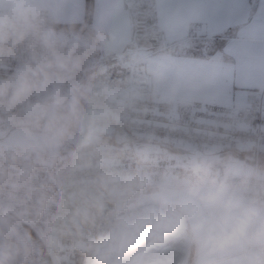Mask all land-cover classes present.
<instances>
[{"label": "built area", "instance_id": "2783aa9c", "mask_svg": "<svg viewBox=\"0 0 264 264\" xmlns=\"http://www.w3.org/2000/svg\"><path fill=\"white\" fill-rule=\"evenodd\" d=\"M199 31L200 24L193 23L189 32ZM40 40L13 46L0 39V128L122 131L126 142L54 158L0 139V264H48L27 225L53 244H75L92 235L85 221L89 208L133 206L145 184L158 176L190 180V165L172 153L179 148L251 150L252 169L225 183L251 204L264 202V172L257 162L264 152L262 91L242 103L156 100L145 56L125 51L111 58V64L126 69L124 83L106 95L88 79L80 80L73 52ZM109 67L102 64L100 70ZM122 237L113 233L116 241L110 238L90 251L88 263L101 264L108 255L123 259L127 241L120 242Z\"/></svg>", "mask_w": 264, "mask_h": 264}, {"label": "crops", "instance_id": "0c3cea01", "mask_svg": "<svg viewBox=\"0 0 264 264\" xmlns=\"http://www.w3.org/2000/svg\"><path fill=\"white\" fill-rule=\"evenodd\" d=\"M92 2L90 26L96 31L105 55L129 50L145 54L146 66L154 79L153 99L242 103L255 91H262L264 106V0ZM138 2L151 4L152 22L148 29L159 35L153 43L148 29L140 32L137 28L130 4ZM85 4L86 0H0V14H44L58 23L82 22ZM194 22L200 24V37L211 44L202 50H192L188 40ZM142 33L151 44L139 50L133 42ZM211 51L215 54H208ZM259 167L264 172V160ZM182 185L186 188L180 197L181 214L191 242L188 264H245L243 257L250 245L244 239L235 246L215 250H201L193 243L191 228L196 220L188 212L195 208L201 217L209 219L218 202L232 194L243 206L264 216V202L251 204L240 192L226 186L227 192L214 185ZM171 190L180 192L176 186Z\"/></svg>", "mask_w": 264, "mask_h": 264}, {"label": "rangeland", "instance_id": "374dc122", "mask_svg": "<svg viewBox=\"0 0 264 264\" xmlns=\"http://www.w3.org/2000/svg\"><path fill=\"white\" fill-rule=\"evenodd\" d=\"M130 5L131 10L136 16L137 28H140V32L147 30L152 22L151 4L148 2H138L137 4ZM33 16L34 15L30 13L0 14V38L6 41H13L16 33L20 29L18 34L20 32H22L23 34L20 37L23 36L24 38L25 34L27 36L26 38L30 37L29 39L33 38L34 40L38 38H44L47 42L58 43L66 46V48L72 51L76 56L75 58L77 64L79 65L78 75L80 76V80L88 79L92 88L103 94H113L118 86L124 83V75L126 74V69L122 67L120 68L121 70H118L119 67L111 64V58L114 55L120 53L119 51H117L116 53H108L109 55H105V49H103L99 41L97 44L93 45L72 34H59L53 32L47 27H39V23H33L34 18H30ZM12 18H14V20H12ZM32 24L35 27H33ZM36 26L38 29H40L39 31L36 30ZM13 30H15L14 33ZM136 32L138 33L139 31L137 30ZM147 32H150V36H152V38L154 37L152 43L155 42V39L157 40L159 38L158 33L154 29L151 31L150 29H148ZM191 36L192 35H190L189 32L188 40L192 44V50L198 47H200L202 50L204 46L211 45L209 42H207L208 40L200 37L199 32L198 35H194L192 37ZM135 37L136 39L135 42H133V45L136 49L139 46H145L148 43L151 44L150 39L145 40L144 37L146 36H144L143 33L138 34ZM160 37L161 40H163V37ZM128 52L132 54L135 53L134 50H129ZM135 54L145 56V54H143L142 52ZM102 64H108L110 66L109 69L100 70V66ZM112 71H118L115 75V78L110 77ZM0 139L6 141L9 144L33 148L38 153L46 154L49 157L54 158H58L59 156L64 154L78 152L79 150L85 149L92 145L101 143L123 144L126 142L124 133L122 131H117L113 135L96 132L87 133L82 130L60 133L44 130L30 125H21L9 129L0 128ZM169 150L172 151L171 148H169ZM172 153L178 161H185L190 165L193 177L190 180H181L180 178H175L170 175L165 177L158 176L150 183L145 184V188L140 192L137 201L133 206L109 204L104 207L89 208L85 217V221L93 232L90 237H87L85 239L89 241V249L91 253L94 248H96L102 242L111 241L110 238L113 240V233L117 232V236H120L118 229L132 233V226H130L129 223L132 222L131 214L134 212L143 215L145 214V210H151L155 208L157 209L158 207H166L173 210L175 214L180 216L184 221V218L181 214L180 197L184 193V189L186 187L182 185V183H192V185L194 184L196 186L214 185L220 190L227 192V185L225 182L229 176L236 175L237 173L247 172L255 165V157L251 150H240L237 148H233L229 150L217 151L206 150L197 146L187 149H175L172 151ZM263 160L264 152L259 154L257 160L259 166H262ZM175 186L180 188V192L175 193L171 190V188ZM229 190L235 191V189L233 188H229ZM0 208L3 209L4 207L0 204ZM93 208L99 210L117 208V210H122V215L116 221H107L108 223L96 224L92 222L89 217V212ZM148 215L149 213L146 214L143 219H146L144 222L146 224H144V226L150 229V223L148 221L150 220L149 217L151 216ZM152 218L157 220L159 216L155 215ZM120 223L123 224V226H121V228H118ZM137 226L138 224H135V226L133 227V231L135 233L138 230L136 229L138 228ZM36 231L40 234L41 238L46 244L52 264H63V260L68 261V254L72 252L77 246L83 243L78 242L71 245L53 244L40 231ZM184 231L187 242L185 243V249L183 248L184 250L180 252L184 254L183 264H188V258L191 251V242L186 223ZM118 240L119 238H117V241ZM121 240L120 242H122ZM166 242H168V238H165L164 240H157L149 237V239L145 241V245L147 246V243H156V245L160 244L159 247H162ZM125 249L126 253L121 254L123 259H121L120 261L117 260V257L108 255L106 260L102 261L101 264H106V262L110 260H115L113 264H129L131 258L134 255L139 254L143 249V246H139L135 249L132 248V246H130L127 242V244L125 245ZM148 251L150 253L152 249L149 248ZM172 251H168V264H173L174 262L177 263L178 260V256H176L175 254L176 250L174 251L173 249ZM153 253H159V250H154ZM89 255L85 257V264H89Z\"/></svg>", "mask_w": 264, "mask_h": 264}, {"label": "clouds", "instance_id": "9594fccd", "mask_svg": "<svg viewBox=\"0 0 264 264\" xmlns=\"http://www.w3.org/2000/svg\"><path fill=\"white\" fill-rule=\"evenodd\" d=\"M188 215L196 220L192 225L191 241L201 250L232 247L244 239L250 245L243 257L245 264H264V216L256 210L243 206L232 194L225 195L213 209L210 218L201 217L193 208ZM179 221L162 220L157 227L170 230ZM168 253H139L129 264H168Z\"/></svg>", "mask_w": 264, "mask_h": 264}, {"label": "trees", "instance_id": "16d2710c", "mask_svg": "<svg viewBox=\"0 0 264 264\" xmlns=\"http://www.w3.org/2000/svg\"><path fill=\"white\" fill-rule=\"evenodd\" d=\"M92 11H93L92 0H86L85 16H84L83 22L58 23V22H55L53 20L47 19L44 14H36L30 18H34L33 23H37V24L39 23L38 24L39 27L40 26L47 27V28L51 29L53 32L59 33V34H72V35L77 36L80 39L86 41L87 43L95 45L98 43V37H97L96 31L90 26ZM30 16H32V15H30ZM12 20H14V18H12ZM32 26H33V24H32ZM37 26H36V28H37ZM33 27H35V26H33ZM13 28H15V27H13ZM15 30H13V33ZM19 30H18V32H19ZM36 30L39 31L40 29L37 28ZM18 32L16 33V36H15L13 41H9V40H7V41L5 40V41L7 43H9L10 45H13V46L16 44H21V42H23L25 40H31V41H36V42L41 41L40 40L41 38L34 39V40H33V38L29 39L30 37L26 38L27 36L25 34H24V38H23V36L20 37L23 34H22V32H20L18 34ZM24 32H26V31H24ZM2 40H4V39H2ZM64 48H65V50L70 51L68 48H66V46H64ZM118 70H121V69L119 68ZM117 72L112 71L110 77L115 78V75ZM121 215H122V210H117V208H114V209L108 208L105 210H99V209L93 208L89 212L90 220L96 224L108 223L107 221H116L117 219H119V217H121ZM27 227H28V230H29L31 236L38 240L40 247L43 251L44 257L46 258L48 264H52L50 261L49 251L46 247L44 240L41 238L40 234L36 230L31 228L30 226L27 225ZM80 242H83V243L80 244L79 246H77L72 252H70L68 254L69 260L68 261L63 260L62 261L63 264H85V261H84L85 257L88 256L90 253L89 241H87L86 239H83Z\"/></svg>", "mask_w": 264, "mask_h": 264}, {"label": "bare ground", "instance_id": "6f19581e", "mask_svg": "<svg viewBox=\"0 0 264 264\" xmlns=\"http://www.w3.org/2000/svg\"><path fill=\"white\" fill-rule=\"evenodd\" d=\"M148 213V216H151L149 217L150 220L148 219V222L150 223V229L144 226V224H146L144 223L146 219H143V217L146 216V214ZM131 215L132 222H130L129 225L132 226V233L118 229L120 235L123 236L121 240L123 244H125V241H127L128 244L135 249L139 246H143V249L140 253L149 252V248L152 249L150 253H153L154 250H159V252L164 251L168 253V251H172L174 249V251L176 250L175 254L176 256H178V260L177 263L174 262L173 264H183L184 254H182L180 251L185 249V243L187 242V238L184 231L185 223L180 216L176 215L173 210L166 207H158L157 209L155 208L151 210H145V214L143 215L136 212L132 213ZM155 215L159 216L157 220L152 218ZM166 219H170L172 221L178 220L179 222L176 224V227L170 230L158 228L157 225L162 220ZM135 224H138V228H136L138 230L136 231V233L133 231V227L135 226ZM121 226H123V224L120 223L118 228H121ZM149 237L157 240H164L165 238H168V242H166L162 247H159L160 244L156 245V243H150L151 245L147 243L146 246L145 241L149 239ZM148 264H152L151 261H149Z\"/></svg>", "mask_w": 264, "mask_h": 264}, {"label": "snow or ice", "instance_id": "6c2138e0", "mask_svg": "<svg viewBox=\"0 0 264 264\" xmlns=\"http://www.w3.org/2000/svg\"><path fill=\"white\" fill-rule=\"evenodd\" d=\"M213 45H215V38H213ZM208 54L214 55L215 52H214V51H211V52H209Z\"/></svg>", "mask_w": 264, "mask_h": 264}, {"label": "water", "instance_id": "95a60500", "mask_svg": "<svg viewBox=\"0 0 264 264\" xmlns=\"http://www.w3.org/2000/svg\"><path fill=\"white\" fill-rule=\"evenodd\" d=\"M146 47L145 46H139L137 49H145Z\"/></svg>", "mask_w": 264, "mask_h": 264}]
</instances>
